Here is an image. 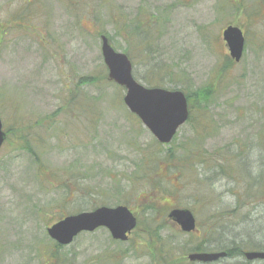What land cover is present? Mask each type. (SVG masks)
Returning <instances> with one entry per match:
<instances>
[{"label":"rangeland","instance_id":"rangeland-1","mask_svg":"<svg viewBox=\"0 0 264 264\" xmlns=\"http://www.w3.org/2000/svg\"><path fill=\"white\" fill-rule=\"evenodd\" d=\"M0 25V264H205L187 259L201 240L264 250V0H0ZM227 25L244 34L238 61ZM100 34L137 82L188 94L169 143L105 78ZM102 205L134 213L127 240L105 227L60 246L47 235ZM172 207L192 211L194 235Z\"/></svg>","mask_w":264,"mask_h":264},{"label":"water","instance_id":"water-1","mask_svg":"<svg viewBox=\"0 0 264 264\" xmlns=\"http://www.w3.org/2000/svg\"><path fill=\"white\" fill-rule=\"evenodd\" d=\"M230 56L238 61L242 55L244 38L241 30L227 26L223 31ZM101 55L107 68V79L124 88L123 102L128 110L135 114L144 127L160 143H169L177 129L188 118L187 100L180 90H168L161 87H145L137 82L132 74V62L129 57L112 48L105 35L101 36ZM6 135L0 119V147ZM168 217L178 224L183 232L195 230V218L188 208H173ZM137 218L125 205L115 207L99 206L93 210L69 214L46 228L47 235L59 245L71 243L81 232H91L105 227L116 240H127L128 234L135 228ZM225 251L191 252L187 258L191 262H212L225 257ZM248 260H264V252H245Z\"/></svg>","mask_w":264,"mask_h":264},{"label":"flooded vegetation","instance_id":"flooded-vegetation-1","mask_svg":"<svg viewBox=\"0 0 264 264\" xmlns=\"http://www.w3.org/2000/svg\"><path fill=\"white\" fill-rule=\"evenodd\" d=\"M17 19H21L20 17H17ZM18 21V24H19V26H24V24H22L21 23V21L20 20H15V21H12V22H9V24L10 23H16ZM4 28H7V24H6V27H4ZM3 29V26L2 25H0V31ZM4 132H5V134H6V136H7V133H6V131L4 130ZM7 138V137H6ZM234 208H235V210H237V211H240L241 210V208H243V204H241V203H239V201H235L234 202ZM254 208V207H253ZM234 210V212L236 213V211ZM241 212V211H240ZM247 216H255V215H257V214H255V210L254 211H252V212H249V213H247L246 214ZM252 220V219H251ZM240 222H243V221H240ZM174 223V222H173ZM175 224V223H174ZM197 231V230H196ZM195 231V232H196ZM233 251H235L233 254L235 255V256H242V257H244V254H245V252H249L248 250L246 251H244L243 250V247H240L239 246V244L238 245H235L233 248ZM225 251V250H224ZM259 251H264V250H259ZM226 256L228 257L229 255H228V253H227V251H226ZM225 258V257H224ZM223 259V258H222ZM244 259H245V257H244ZM219 260V259H218ZM217 261V260H216ZM191 263V262H190ZM194 263V262H193Z\"/></svg>","mask_w":264,"mask_h":264},{"label":"trees","instance_id":"trees-1","mask_svg":"<svg viewBox=\"0 0 264 264\" xmlns=\"http://www.w3.org/2000/svg\"><path fill=\"white\" fill-rule=\"evenodd\" d=\"M105 78L107 79V76H105ZM108 80V79H107ZM186 97H187V102H189L188 100V94H186ZM28 146V145H27ZM27 146H25V148L28 150V151H30V149L27 147ZM148 208H150V209H152V206L150 205ZM189 235H194L195 233H188ZM206 244H208V242L206 241H204V240H201V241H199L196 245H194L193 247H191V250H195V251H200V250H204V249H206ZM59 244H56V246H58ZM60 246V245H59ZM222 247V246H221ZM223 248V247H222ZM225 251H227V253H228V255L231 257V256H235L233 253L235 252V251H233V249L232 248H226V249H224Z\"/></svg>","mask_w":264,"mask_h":264}]
</instances>
